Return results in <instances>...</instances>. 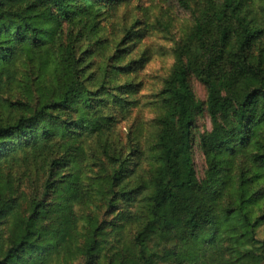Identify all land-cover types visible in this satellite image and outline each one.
Instances as JSON below:
<instances>
[{
    "label": "trees",
    "instance_id": "obj_1",
    "mask_svg": "<svg viewBox=\"0 0 264 264\" xmlns=\"http://www.w3.org/2000/svg\"><path fill=\"white\" fill-rule=\"evenodd\" d=\"M131 1L0 0V264H264V5L178 0L192 27L158 95L156 167L136 184L138 140L115 135L137 104L127 79L144 62H122L142 31L103 26ZM91 151L106 161L87 173ZM33 161L42 177L20 193L10 170Z\"/></svg>",
    "mask_w": 264,
    "mask_h": 264
},
{
    "label": "rangeland",
    "instance_id": "obj_2",
    "mask_svg": "<svg viewBox=\"0 0 264 264\" xmlns=\"http://www.w3.org/2000/svg\"><path fill=\"white\" fill-rule=\"evenodd\" d=\"M203 0H188V4L193 10H196L198 6H201ZM255 9L264 5V0H251ZM111 21L104 23L106 28L105 36L112 38H120L121 32L124 28L130 27L133 22L138 21L139 25L136 30H141L142 34L135 42V48L133 49V55L127 57L122 62V65L129 64L143 60V66L135 73H133L129 81L139 85L136 94V107L134 108L132 115L128 120L123 121L117 128L115 137L125 143L128 141V134L132 132L134 137L138 140L136 144L138 169L137 175L133 179L136 184H141L144 180L149 181L152 177L153 171L156 167V150H155V138L158 130L155 128L156 119L161 115L162 109L160 105L159 93L163 89L164 81L170 75L172 66L174 64L173 51L176 44L186 37L192 27V14L190 11L184 10L179 4L178 0H132L130 4L122 6L114 15ZM148 31L146 32V29ZM97 64L101 63V60L94 59ZM135 65H133L134 67ZM25 72V70L20 69ZM19 79L25 83L22 76ZM126 80L120 79L118 84H123ZM191 88L200 102L206 101V89L196 79H191ZM12 95H16V89H12ZM6 99L5 94L0 91V101ZM16 116V114H15ZM6 113L0 108V118H5ZM211 131V123L206 113L196 120L194 129V142L192 148L193 161L197 177L199 181H202L206 171V161L199 149V136H202ZM87 158L96 160L93 167L86 169L87 173L91 170L95 172L99 170L101 162H105L106 159L103 154L91 151L87 154ZM242 158V157H241ZM241 158H237L234 165L240 161ZM37 161H33L31 164L19 167L16 166L10 170V174L13 176L15 183L22 182V186L19 192L29 193L33 188V183H38L42 177V172L37 170ZM235 172V169H234ZM93 176V175H91ZM94 177V176H93ZM32 191V190H31ZM264 207V204L256 209V215L260 212V209ZM25 208H21L24 212ZM82 214V212H80ZM84 215V214H83ZM109 215V216H108ZM86 216V215H85ZM102 218L105 220L111 219L110 213H103ZM132 227L125 229V245L128 244L132 236ZM109 242H113V237L109 239ZM109 243V244H110ZM110 246L107 245V253L110 252ZM57 264V263H53ZM75 264H84V261L78 260Z\"/></svg>",
    "mask_w": 264,
    "mask_h": 264
}]
</instances>
